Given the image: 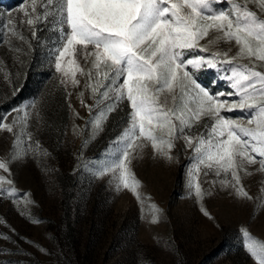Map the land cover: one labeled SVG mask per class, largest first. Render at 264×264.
<instances>
[{
	"label": "rangeland",
	"instance_id": "1",
	"mask_svg": "<svg viewBox=\"0 0 264 264\" xmlns=\"http://www.w3.org/2000/svg\"><path fill=\"white\" fill-rule=\"evenodd\" d=\"M20 3L0 0V10L15 17ZM213 6L228 7L227 3ZM249 8L261 14L255 4ZM38 27L32 36L26 24L18 26L25 41L11 37L10 44L4 43L5 29L0 27V117L6 123L27 119L28 131L40 146L11 160L10 172L0 170L18 190L0 194V264H256L244 248L241 229L264 240V206L257 199L264 195L259 162L245 165L250 174L243 169L239 173L252 199L220 183L231 180L229 174L205 176L204 168L199 174L205 193L201 199L189 186L193 148L177 140L170 150L173 159H168L141 141L144 146L132 153L130 165L141 182L140 196L130 189L118 190L111 173H98L118 155L113 152L114 141L127 127V103L95 128L92 121L99 109L90 89L84 87L87 78L78 73L76 87L61 83L62 74L51 55L57 37L50 27ZM214 36L210 31L200 44ZM229 48V56L235 55L234 42L210 45L209 52ZM192 52L194 59L196 50ZM199 54L208 58V53ZM78 59L82 66H90ZM188 70L210 93L234 91L223 63ZM227 103H233L232 97H227ZM88 106H93L91 112ZM227 116L247 124L246 113L233 111ZM19 129L17 123L14 132ZM203 131L198 128L186 134ZM15 139L0 130V160L7 162L13 155ZM26 144L22 136L16 152L22 153ZM256 159L261 157L257 154Z\"/></svg>",
	"mask_w": 264,
	"mask_h": 264
},
{
	"label": "snow or ice",
	"instance_id": "2",
	"mask_svg": "<svg viewBox=\"0 0 264 264\" xmlns=\"http://www.w3.org/2000/svg\"><path fill=\"white\" fill-rule=\"evenodd\" d=\"M215 3L228 7H214ZM250 4L261 14L251 10ZM17 12L14 17L0 10L4 43L10 44L11 37L25 41L18 26L26 24L32 36L38 26L50 27L57 37L51 55L56 71L62 74L61 83L76 87L80 85L78 73L87 78L84 87L90 89L99 109L92 121L95 128L121 103H127V127L114 141L113 152L118 155L104 163L98 175L111 173L118 190L130 189L139 198L141 182L130 165L132 153L144 146L140 142L146 141L157 154L173 159L170 150L183 139L186 147L194 149L189 186L196 196L202 199L205 195L199 183L204 168L205 176L229 174L231 180L220 183L252 199L239 173L243 169L250 174L245 165L258 162L257 171L264 172V70H258L264 69V0H21ZM210 31L215 36L201 45ZM232 42L237 46L235 55L229 56L230 48L209 52L210 45ZM193 49L194 59L190 58ZM199 53H208V58ZM78 57L90 66H82ZM219 63L228 66L233 92L210 93L188 70L189 66L215 68ZM79 95L83 103V92ZM88 107L91 112L93 106ZM233 111L246 113L247 124L227 116ZM4 120L0 117V130L16 137L13 155L7 162L0 160V170L10 172L11 160L34 153L40 146L28 131L27 119ZM17 123L20 129L14 132ZM198 128L204 131L186 134ZM22 136L27 144L18 154ZM13 185V180L0 175V194L17 193ZM257 199L264 206V195ZM241 231L246 252L256 264H264V240L248 229Z\"/></svg>",
	"mask_w": 264,
	"mask_h": 264
},
{
	"label": "trees",
	"instance_id": "3",
	"mask_svg": "<svg viewBox=\"0 0 264 264\" xmlns=\"http://www.w3.org/2000/svg\"><path fill=\"white\" fill-rule=\"evenodd\" d=\"M23 90H24L23 88L20 89V96H21V98H23V96H24Z\"/></svg>",
	"mask_w": 264,
	"mask_h": 264
}]
</instances>
